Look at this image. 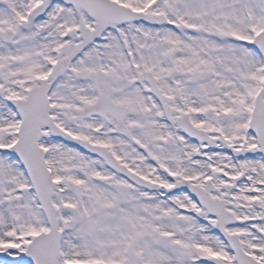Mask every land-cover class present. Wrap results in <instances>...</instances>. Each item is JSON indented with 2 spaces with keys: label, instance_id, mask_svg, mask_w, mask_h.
Returning <instances> with one entry per match:
<instances>
[{
  "label": "snow or ice",
  "instance_id": "6c2138e0",
  "mask_svg": "<svg viewBox=\"0 0 264 264\" xmlns=\"http://www.w3.org/2000/svg\"><path fill=\"white\" fill-rule=\"evenodd\" d=\"M0 264H264V0H0Z\"/></svg>",
  "mask_w": 264,
  "mask_h": 264
}]
</instances>
